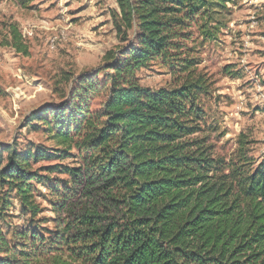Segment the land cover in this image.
I'll return each mask as SVG.
<instances>
[{
	"label": "trees",
	"instance_id": "1",
	"mask_svg": "<svg viewBox=\"0 0 264 264\" xmlns=\"http://www.w3.org/2000/svg\"><path fill=\"white\" fill-rule=\"evenodd\" d=\"M115 3L122 45L105 55L103 81L70 78L67 101L25 120L45 125L55 148L0 146V217L14 195L28 223L12 242L0 229V264H264V156L254 166L244 154L240 163L214 154L203 108L212 81L185 46L192 26L214 40L213 17L233 0ZM152 63L169 70L172 85L139 84ZM97 94L104 99L91 111ZM40 171L65 176L43 197L52 230L36 221L34 185L49 180Z\"/></svg>",
	"mask_w": 264,
	"mask_h": 264
},
{
	"label": "rangeland",
	"instance_id": "2",
	"mask_svg": "<svg viewBox=\"0 0 264 264\" xmlns=\"http://www.w3.org/2000/svg\"><path fill=\"white\" fill-rule=\"evenodd\" d=\"M116 8L115 0H0V146L16 144L18 151L32 145L55 148L45 125L25 120L42 107L56 109L67 101L73 86L68 79L85 74L103 81V73L97 72L105 55L122 45L111 17ZM213 18L214 40L204 41L192 26L185 43L189 57L199 62L198 70L212 81L211 95L203 101L205 136L216 156L240 163L244 154L255 166L264 156V0H233ZM137 78L149 89L173 84L169 70L158 63L140 70ZM103 99L97 94L90 110L99 111ZM44 116L48 119L50 113ZM6 155L2 153V165ZM69 162L43 161L32 168ZM38 175L49 180L34 185L42 210L36 221L50 220L41 228L52 230L55 215L43 197L53 178L65 176ZM4 192L0 190V210ZM19 209L11 195L5 218L0 217L9 242L12 234L27 228Z\"/></svg>",
	"mask_w": 264,
	"mask_h": 264
},
{
	"label": "crops",
	"instance_id": "3",
	"mask_svg": "<svg viewBox=\"0 0 264 264\" xmlns=\"http://www.w3.org/2000/svg\"><path fill=\"white\" fill-rule=\"evenodd\" d=\"M2 119H3V117H2Z\"/></svg>",
	"mask_w": 264,
	"mask_h": 264
}]
</instances>
